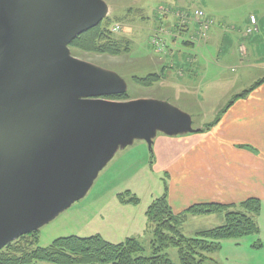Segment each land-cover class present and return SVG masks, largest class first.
Segmentation results:
<instances>
[{
  "label": "water",
  "instance_id": "obj_1",
  "mask_svg": "<svg viewBox=\"0 0 264 264\" xmlns=\"http://www.w3.org/2000/svg\"><path fill=\"white\" fill-rule=\"evenodd\" d=\"M103 0H0V250L80 200L119 145L196 132L161 101L115 102L126 83L70 44Z\"/></svg>",
  "mask_w": 264,
  "mask_h": 264
},
{
  "label": "rangeland",
  "instance_id": "obj_2",
  "mask_svg": "<svg viewBox=\"0 0 264 264\" xmlns=\"http://www.w3.org/2000/svg\"><path fill=\"white\" fill-rule=\"evenodd\" d=\"M103 1L108 6V14L100 24L109 23V28L115 38L130 40L131 51L120 56L83 52L71 47L76 39L69 46L74 57L110 71L126 83L128 100L116 101L110 99V96L103 99L115 102L150 99L168 103L191 118L194 130L202 126L209 127L217 122L233 95L226 101L223 96L230 93L235 83L232 85V81H228L225 84L223 81L217 85L214 75H217L218 72L215 67H209L208 73L195 76L192 79L179 76V70L174 67V62L176 64L180 62L181 53L178 52L175 57L171 52L169 56L165 55L168 53V48L174 51L185 50V46L188 44L207 41L209 32L216 22L208 32L206 31L205 35H202L200 25L202 19H196L195 11H202L213 20L215 19L208 14L217 17L220 22L224 21L225 23L226 21L227 27H237L236 31L241 32L251 13L264 15V0ZM174 20L177 24L174 23ZM192 22L199 23V27L197 26L193 34H179L185 32L186 27L193 26L190 24ZM116 27L120 28L118 32L114 30ZM256 37V34H251L248 31L245 45L249 48L250 53L253 46H249V43ZM173 38H175V44L172 43ZM262 57L260 55L256 60ZM256 60H253V57L249 55L247 62L248 64H258L259 62H255ZM258 67L264 68V64H259ZM231 69H235V71H229L227 74L240 82L238 87L241 91L251 87L264 75L261 70H249L238 80L239 76L237 75L240 71L236 70L235 65ZM151 74L162 75L161 81L152 87H143L133 81V77H146ZM157 134L161 135L162 131H157L154 138L158 136ZM154 160L152 147L150 148L145 140L133 138L128 145L120 144L114 155L98 172L87 193L52 221L34 230L40 231V247L46 248L55 240L69 236L101 235L110 242L120 243L129 235L135 238L139 235L140 237L137 238L146 249L145 255L150 256L153 234L149 223L147 229L142 228V224V229L131 228L128 224L129 220L124 218L129 216L137 222L140 221L142 212H145L155 199L164 194L165 183H168L169 178L166 173L155 168ZM127 193L136 195L140 199V203L137 205L122 204L119 197L121 194ZM197 217L200 216L190 217V221L184 224L183 231L186 236L194 237L199 231L219 225L215 219H199ZM226 242L228 240L222 242L223 248L221 247L218 255L221 264H225L224 261L227 258L230 261L229 264H240L242 261L251 259L252 253L247 247L249 240L238 251L227 247ZM262 249L263 247L259 250ZM167 253L172 261L180 264L177 249L171 248ZM261 255L264 256V253ZM257 261H262V258L260 257ZM33 264L50 263L36 262Z\"/></svg>",
  "mask_w": 264,
  "mask_h": 264
},
{
  "label": "crops",
  "instance_id": "obj_3",
  "mask_svg": "<svg viewBox=\"0 0 264 264\" xmlns=\"http://www.w3.org/2000/svg\"><path fill=\"white\" fill-rule=\"evenodd\" d=\"M186 12L193 14L190 11ZM208 15L215 19L216 25L211 28L206 42L188 44L185 50L174 51L168 48L165 56L172 53L175 57L178 52L181 53L180 62L177 64L174 62V67L179 70V76L188 79L208 73L209 67H215L218 72L214 75L217 85L223 81L225 84L228 81H232V85L235 83L230 93L223 96L226 101L233 95L231 102L236 96L249 90L254 83L264 78L263 75L251 87L241 91L238 87L240 82L227 74L229 71H235L231 69L233 65L237 71H240L237 75L238 80L249 70H261L264 74V68L258 67L259 64H264V15L251 13L241 32L236 31L237 27H227L226 21L220 22L217 17ZM251 16L257 19L255 26L251 24ZM190 24L193 26L186 27L185 32L179 34H193L197 26L199 27L197 22ZM248 31L257 35L256 39L249 43V46H253L251 53L245 45ZM166 37L169 36L166 35ZM175 38L172 41L174 44ZM249 55L253 57V60L258 59L260 55L263 57L255 61L259 62L258 64H248ZM165 76H167L166 73ZM224 110L221 118L203 132H200L201 128H204L202 126L193 133L173 136L157 134L158 136L153 138L152 146L155 168L166 173L169 178L168 183L165 184L168 186L169 203L176 214L197 204L216 203L240 206L248 199L261 200L262 211L255 217L260 226V234L250 238L228 240L225 245L238 251L249 240L247 247L252 253L251 259L242 261L243 263L240 264H264V256L261 255L264 253V84L246 98L234 101ZM146 211L142 212L138 222L129 216L124 219L129 220L128 224L131 228L147 229ZM197 218L215 219L218 226L225 223L223 214ZM128 238L133 236H127L124 241ZM258 243L262 244L263 252L259 250L260 248H255V244ZM221 247L223 248V243ZM219 253L213 254L212 257L221 264ZM260 257L262 261L259 262L257 260ZM224 263L229 264V259L227 258Z\"/></svg>",
  "mask_w": 264,
  "mask_h": 264
},
{
  "label": "trees",
  "instance_id": "obj_4",
  "mask_svg": "<svg viewBox=\"0 0 264 264\" xmlns=\"http://www.w3.org/2000/svg\"><path fill=\"white\" fill-rule=\"evenodd\" d=\"M71 47L88 53L120 56L128 54L132 46L128 39L115 38L109 28V23H102L77 37ZM161 79L162 75L160 74L133 77V81L143 87H152ZM263 84L264 78L256 82L249 90L236 96L227 108L234 101L246 98ZM109 98L126 101L129 99V95L126 92ZM209 127L201 128L200 132ZM168 192V186L165 184L164 194L155 199L146 211V217L153 234L150 256L145 255V247L140 239L135 237L115 244L104 239L101 235L69 236L57 239L50 246L42 248L39 245L40 231H34L2 249L0 264H33L36 262L50 264H176L167 253L171 248L177 249L180 264H220L212 255L221 250L223 241L239 240L260 233V226L255 219L262 211V202L259 199H248L240 206L216 203L197 204L176 214L169 203ZM119 199L122 204L137 205L140 203V199L131 193L121 194ZM216 214L224 215L225 223L223 225L199 231L194 237L184 234V224L190 217ZM261 247V243L255 244L256 249Z\"/></svg>",
  "mask_w": 264,
  "mask_h": 264
},
{
  "label": "built area",
  "instance_id": "obj_5",
  "mask_svg": "<svg viewBox=\"0 0 264 264\" xmlns=\"http://www.w3.org/2000/svg\"><path fill=\"white\" fill-rule=\"evenodd\" d=\"M194 15L196 17V19H202V21L200 22V25H201V32H202V35L206 34V31L208 32V30H210V28L215 24V20L209 18L204 12L202 11H195L194 12ZM250 21H251V24L252 25H256L257 23V19L255 16H251L250 17ZM115 31H119L120 28L119 27H116L114 29Z\"/></svg>",
  "mask_w": 264,
  "mask_h": 264
}]
</instances>
